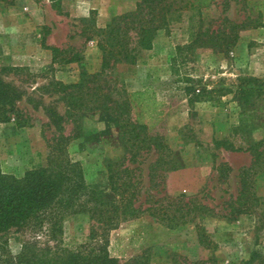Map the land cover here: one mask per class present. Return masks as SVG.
<instances>
[{
    "label": "rangeland",
    "instance_id": "obj_1",
    "mask_svg": "<svg viewBox=\"0 0 264 264\" xmlns=\"http://www.w3.org/2000/svg\"><path fill=\"white\" fill-rule=\"evenodd\" d=\"M137 1L0 0V87L10 89L15 108L28 121L25 126L0 123L4 173L19 177L26 169L45 164L48 143L60 135L70 136L67 154L85 166L103 158H122L124 146L115 120L102 110H78L75 116H66L58 82L74 83L81 71L100 70L97 36L86 40L87 33L113 16L132 11ZM197 18L184 15L159 30L149 49L132 60L121 57L106 77L112 87L128 92L150 85L163 102V119L156 129L168 149L141 150L133 162L128 154L125 159L138 182L136 205L147 206L148 194H183L184 200L196 199L218 215H197L176 227L157 223L145 213L125 221L108 234L107 250L120 264H264V167L250 178V190L261 204L226 219L222 214L237 205L240 168L248 166L252 157L213 142L229 137L236 145H245L264 138V100L251 97L250 106L230 91L240 78L264 82V26L252 27L257 21L264 23V0H214L203 9L202 29L227 33L223 20L249 22L227 51L212 44H190L192 31L199 28ZM43 38L81 59L53 61L50 50L41 46ZM187 87L194 92L187 93ZM240 121L247 124V131L241 129L232 137L231 127ZM196 222L214 243L212 249L199 242ZM88 231L84 213L63 218L54 237L46 225L11 227L0 232V264H12L7 260L21 252L52 263L68 251L93 247Z\"/></svg>",
    "mask_w": 264,
    "mask_h": 264
},
{
    "label": "trees",
    "instance_id": "obj_2",
    "mask_svg": "<svg viewBox=\"0 0 264 264\" xmlns=\"http://www.w3.org/2000/svg\"><path fill=\"white\" fill-rule=\"evenodd\" d=\"M213 2L138 0L132 11L113 16L103 27L87 33L86 40L97 36L96 46L101 52L100 70L93 73L81 71L74 83L58 82L64 92L65 113L71 117L78 110H102L111 116L117 124L118 136L124 146L122 158H103L93 166H85L81 161H74L68 156L66 141L70 136L60 135L48 143L45 164L26 169L22 176L6 174L0 166V232L27 224L38 227L46 225L54 237L61 229L63 218L84 213L89 222L88 238L94 246L84 251H68L65 257L52 263L23 252L7 261L12 264H120L109 253L107 245L109 232L123 222L145 213L157 223L176 227L193 221L197 215H218L196 199L184 200L183 194L160 197L148 194L147 206L136 205L138 182L134 179V169L126 165L125 159L128 154V161L133 162L141 150L153 149L159 152L168 149L162 134L156 129L163 119V102L156 99L150 85L142 90L128 92L112 87L106 77L107 70L121 57L134 59L140 51L151 47L159 30L179 21L184 15H188L190 20H194L195 14L198 17L199 28L192 31L191 45L212 44L227 51L236 44L238 32L250 25L246 20H223L227 24V33L209 30L207 27L200 28L203 9ZM258 26H264V23L257 21L252 25ZM41 46L50 50L53 61L70 63L81 59L77 53L46 44L44 38ZM185 90L189 93L195 89L187 87ZM230 91L250 106L254 104L251 97L261 98V102L264 100V82L257 77L240 78L237 87ZM10 97V89L0 87V123L14 121L17 126H25L28 124L26 116L15 108ZM191 100L189 97L188 101ZM243 114V110L239 112L240 117ZM261 125L264 127V119ZM241 129L247 131V124L241 121L231 127L232 137L238 135ZM99 139L103 140V137ZM213 142L226 150L249 152L252 157L250 164L241 167L239 171L241 188L235 199L237 205L222 214L226 219H235L237 214L248 213L252 206L261 204V199L250 190V178L257 169L264 167V138L248 140L245 145H236L229 137L219 141L214 139ZM195 226L199 242L204 248L212 249L214 243L202 225L196 222ZM95 249L97 252H94Z\"/></svg>",
    "mask_w": 264,
    "mask_h": 264
}]
</instances>
